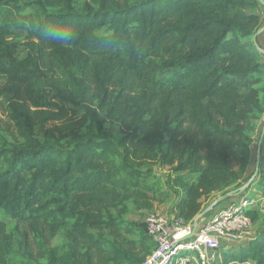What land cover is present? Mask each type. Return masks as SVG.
<instances>
[{
  "label": "trees",
  "instance_id": "16d2710c",
  "mask_svg": "<svg viewBox=\"0 0 264 264\" xmlns=\"http://www.w3.org/2000/svg\"><path fill=\"white\" fill-rule=\"evenodd\" d=\"M247 1L0 0V95H11L21 138L0 146V264L11 245L7 219L28 227L45 264H141L155 247L145 224L111 208L148 205L146 160L185 172L174 177L183 191L174 211L186 222L248 180L244 125L264 64L241 43L258 23ZM13 28L26 33L24 57L8 39ZM77 110L98 137H74ZM101 112L120 122L121 136L104 130ZM35 119L64 121L57 132L72 137L40 138ZM256 186L264 194V176ZM246 215L258 218L252 208ZM64 228L66 245H45ZM217 252L215 264H264V230Z\"/></svg>",
  "mask_w": 264,
  "mask_h": 264
},
{
  "label": "rangeland",
  "instance_id": "374dc122",
  "mask_svg": "<svg viewBox=\"0 0 264 264\" xmlns=\"http://www.w3.org/2000/svg\"><path fill=\"white\" fill-rule=\"evenodd\" d=\"M26 12H31L32 10L29 7L25 8ZM245 10L248 13H254L258 16V23L254 26V31L252 35L256 32L258 28L264 26V5L260 4L258 0H248L245 5ZM26 33L22 30L13 28L11 34L8 36L9 40L14 41L17 47V55L19 57H24L27 53L25 48ZM252 35L245 37L241 40L243 48L249 50L252 53V57L255 61L264 64V54L260 53L252 43ZM256 42L259 47L264 49V29L257 34ZM264 82V73L263 75H258L255 80L253 87L257 90V107H247V113L249 118L247 123L244 125V131L249 135L251 140V152H252V161L250 164V173L253 174L255 170V162L257 158V144L260 136L261 128L264 122V91L261 89V85ZM11 95L9 93H3L0 95V146L2 144L21 141V138L18 136L14 122L9 118V112L7 110V102ZM98 95L88 97L86 102L96 107L98 103ZM102 113V112H101ZM105 117L104 130L112 135L113 137H119L125 131L124 127L120 124L115 118H108L107 115L102 113ZM69 117H71V122L74 123V137L80 138H96L98 137V132L91 122L85 117L83 112L77 110L70 111ZM63 122L60 121H50L44 119H35L34 127L36 129L35 133L41 138L46 132L47 135H53V139L58 140L61 143H67V140L72 137L69 133L60 134L57 132L58 128L62 126ZM62 130V129H61ZM259 164L257 174L254 179L250 182L247 188L238 195H234L226 198L219 204H217L214 209L204 215L206 218L211 213H216L217 211L224 208L230 202H237L241 199L242 196H247L250 199H253L252 209L257 213V220L251 221L249 228V237L253 239L259 234L260 231L264 230V194L261 193L256 186V182L261 176H264V137L261 143L260 152L258 154ZM142 168H149V177L148 181L151 185V189L147 192V202L148 205L138 206L134 202L128 201L124 204L123 207L118 209L111 208V212L115 215H119L122 219L126 220L129 223H134L140 225L144 223L145 216L150 212H158L166 216L172 215L174 211L175 201L182 195V187L175 184L174 177L185 174L184 171L175 170L174 166L161 165L156 161L146 160L140 164ZM250 175V177H251ZM249 177V178H250ZM248 178V179H249ZM246 181L240 183V185L235 186L229 190H236L242 186ZM218 193L208 200L204 201V208L213 200ZM202 217L199 219V221ZM194 220V219H193ZM8 226V233L10 234V247H8L5 258L7 264H45L46 258L41 251H37L35 247L30 248L26 226L15 224L13 220H6ZM65 228L58 230L55 235L50 239L46 240L45 245L50 247L66 245V235ZM36 245L37 242L34 240ZM231 247V246H229ZM232 247H234L232 245ZM225 249V247H219L218 250ZM217 250V251H218ZM218 254V252H217ZM221 261L220 257H218Z\"/></svg>",
  "mask_w": 264,
  "mask_h": 264
},
{
  "label": "built area",
  "instance_id": "2783aa9c",
  "mask_svg": "<svg viewBox=\"0 0 264 264\" xmlns=\"http://www.w3.org/2000/svg\"><path fill=\"white\" fill-rule=\"evenodd\" d=\"M252 205L253 199L242 196L197 220L195 231L193 220L186 222L175 212L169 216L148 213L145 229L155 247L141 264H215L219 247L236 248L250 240L251 219L246 211Z\"/></svg>",
  "mask_w": 264,
  "mask_h": 264
},
{
  "label": "water",
  "instance_id": "95a60500",
  "mask_svg": "<svg viewBox=\"0 0 264 264\" xmlns=\"http://www.w3.org/2000/svg\"><path fill=\"white\" fill-rule=\"evenodd\" d=\"M258 2L260 4H262V5H264V0H258ZM263 29H264V26H262L261 28H258L256 30V32L252 35V42H253L254 46L262 54H264V49L258 46V44L256 42V36ZM263 137H264V122H263V125H262V128H261V132H260V136H259V139H258V144H257V158H256L255 170H254L253 174L247 180V182L244 183L242 186H240L238 189H236V190L235 189L234 190H228L226 192H223V193L217 195L213 200H211V202L205 208H203L200 213H198L194 217V220H193V231H195V229H196L197 220H199L201 217H203L207 213L211 212L217 204H219L220 202H222L226 198L231 197V196H234V195H238L239 193L243 192L245 190V188L248 187V185L250 184V182L254 179V177L257 174V170H258V164H259L258 154L260 152V148H261V143H262ZM191 235L192 234H190L188 237H190Z\"/></svg>",
  "mask_w": 264,
  "mask_h": 264
}]
</instances>
